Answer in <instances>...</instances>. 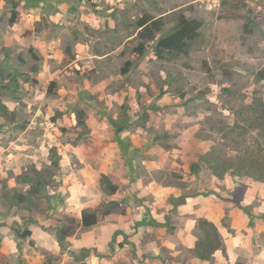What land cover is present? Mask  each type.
<instances>
[{
  "label": "rangeland",
  "instance_id": "rangeland-1",
  "mask_svg": "<svg viewBox=\"0 0 264 264\" xmlns=\"http://www.w3.org/2000/svg\"><path fill=\"white\" fill-rule=\"evenodd\" d=\"M180 15L203 23L200 37L186 55L157 53ZM145 16L165 22L153 40L139 36ZM244 17L257 24L250 35ZM140 44L145 53L132 57ZM0 100L10 112L0 116V264H200V219L184 234L145 217L123 225L148 181L156 192L223 186L229 202L256 181L263 198L264 0H0ZM208 160L233 169L219 179ZM33 168L55 179L32 207H17ZM85 209L99 215L89 229ZM254 221L253 237L241 229V245L228 246L237 231L223 222L224 250L206 264H264Z\"/></svg>",
  "mask_w": 264,
  "mask_h": 264
},
{
  "label": "crops",
  "instance_id": "crops-1",
  "mask_svg": "<svg viewBox=\"0 0 264 264\" xmlns=\"http://www.w3.org/2000/svg\"><path fill=\"white\" fill-rule=\"evenodd\" d=\"M147 183L146 186H143L142 190L138 191L139 197L137 198V201L142 204H137V209H134V206L131 209L128 208L127 214L128 217L130 216L129 220L134 222L124 224L123 226H136V223L139 224L138 219H141L142 221V218L145 217L146 219L144 222L148 224L154 219L161 226H178L180 234H184L187 231V226H196L200 219L213 223L217 227L220 235L222 230L221 227L224 226L223 222H227L232 223L231 226H234L237 231L236 235L225 240L227 246L230 241H235L238 245H241L240 243L244 238V236L241 235V231L250 226L249 223L251 222V219L255 220L253 226H264V196L261 199L257 195L259 190V192H262L263 190L259 187L256 181L246 184L241 190L240 197L236 202L221 200V197L233 198V195L229 194L227 188H224L223 186H215L213 189L205 188L202 191L199 189L195 190L194 193L186 194L175 192L170 187H164L156 192L155 190L157 186H155V183L152 181H148ZM235 189L236 188L233 187V190ZM115 194L113 197H115ZM142 196H144V198H142ZM173 196L176 198L186 196L184 202L181 203L176 201L178 204L176 209H174L173 204L168 202L169 198ZM111 214L112 213H109V215ZM109 215H106L105 217H108ZM253 215L255 217H253ZM121 218L124 217L121 216ZM120 221L121 220L115 223V226H121ZM247 231H249L251 237H253L252 229H249L248 227ZM215 253L213 255H215ZM196 258L200 264H206L211 260H202L197 255Z\"/></svg>",
  "mask_w": 264,
  "mask_h": 264
},
{
  "label": "trees",
  "instance_id": "trees-1",
  "mask_svg": "<svg viewBox=\"0 0 264 264\" xmlns=\"http://www.w3.org/2000/svg\"><path fill=\"white\" fill-rule=\"evenodd\" d=\"M244 20L246 21L244 27L245 35H250L252 33V29H254L257 24L248 17H244ZM11 22H19V17H17V14H14V16L11 18ZM137 25L138 28L141 29L139 32V36L142 39L153 40L155 34L162 31L163 27L165 26V22L162 18L154 20L150 16H145L138 21ZM202 27L203 23L201 21L196 19H189L185 15H180L178 17L176 25L172 28V30L165 37L161 38L158 41L156 47L157 53L161 55L168 54L172 57L182 54H188L191 47V42L200 37ZM145 50L146 46L144 44H140L133 49L131 56L141 57L145 53ZM129 65L130 64L127 63V66ZM12 82L13 87L14 85H19L15 78ZM9 114L10 112L7 106L0 100V116L7 117L9 116ZM77 119L78 124H84V114L82 112H79V114H77ZM51 162L52 167L59 170L60 156L58 155L56 149H53L51 151ZM208 162L210 161L208 160ZM209 167L213 171V174L219 179H223L226 173L233 169V166H230L225 162H210ZM191 169L195 173L197 169H199V165L194 163L191 165ZM43 173L44 171H38L37 168H33V176L26 173L21 177L22 182L28 185L29 189L24 194L15 193L13 195L12 199L15 206L32 207L34 195L45 190L49 186V183L51 184V182H53L56 176L55 174L51 173V179H47V177L44 176ZM256 180L261 182L263 181L262 178ZM102 182L106 187H108L107 190L104 188V191L107 195H114L117 192L118 186L112 184L107 177H104ZM109 205L113 207L118 206L116 202H110ZM106 214H108V212ZM98 218L99 215L97 210L85 209L82 212L83 227L85 229H88L97 225ZM199 226L203 231V238L196 244L195 253L200 259L209 260L216 251L224 250L223 243L221 241L217 227L213 223L208 222L207 220H200ZM57 235L59 243L62 244L64 238L62 237L61 232H58ZM0 257H4V255L0 253Z\"/></svg>",
  "mask_w": 264,
  "mask_h": 264
}]
</instances>
